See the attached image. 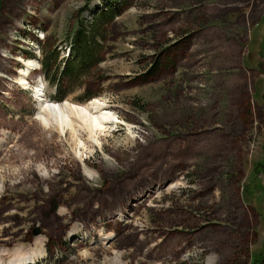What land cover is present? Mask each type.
<instances>
[{"label": "rangeland", "instance_id": "374dc122", "mask_svg": "<svg viewBox=\"0 0 264 264\" xmlns=\"http://www.w3.org/2000/svg\"><path fill=\"white\" fill-rule=\"evenodd\" d=\"M109 5L0 0V264H264V0H129L71 81L74 33ZM37 87L111 118L62 133Z\"/></svg>", "mask_w": 264, "mask_h": 264}, {"label": "trees", "instance_id": "16d2710c", "mask_svg": "<svg viewBox=\"0 0 264 264\" xmlns=\"http://www.w3.org/2000/svg\"><path fill=\"white\" fill-rule=\"evenodd\" d=\"M129 0H109V7L106 11L101 12L96 21L93 22L91 27H85L82 22L80 23V28L74 33L72 38V45L76 59L74 62L65 61L62 68L61 74L63 76L70 77L71 81H76L86 77L90 73V67L96 65L101 59L102 55V39H104V25L113 21L117 16H119L123 9L127 8ZM59 53L55 49L50 52V55L41 60V69L43 70V76H47V72L50 68L54 67L55 70L60 69L57 63L59 62ZM92 69V68H91ZM56 92L52 99L57 101H62L68 97V92L62 90V87L55 88ZM97 94L86 93L79 99L81 101H88L94 98ZM96 99V98H95ZM142 141V140H141ZM83 173V172H82ZM59 214V211H58ZM7 239L0 238V241H5ZM8 245V244H2Z\"/></svg>", "mask_w": 264, "mask_h": 264}, {"label": "bare ground", "instance_id": "6f19581e", "mask_svg": "<svg viewBox=\"0 0 264 264\" xmlns=\"http://www.w3.org/2000/svg\"><path fill=\"white\" fill-rule=\"evenodd\" d=\"M37 64H38V62H37ZM22 65L24 68L19 69L17 71V75L21 72L20 76L23 78L30 71L36 70L38 68V67L33 68V66H35V64H34L32 59L22 60ZM37 66H39V64ZM15 81H16V79H15ZM25 86H26V84H25ZM27 89L28 88H26V90ZM36 90H37V92H36ZM34 97L37 99V101L39 100L37 103L39 106H41V108H42L41 111L43 110L39 114L41 121L45 125H49L50 127H54L56 129H58L62 133H67L69 130L73 131L75 129L77 120H79L86 126L88 131L93 135L96 133V131L98 129H101L104 127L103 121L110 120V118H111V116L107 115V114L101 115L100 117H97L92 113L91 106H96L99 104L98 98L92 99L93 100V101L91 100L92 102L89 101L90 103L88 104V106L74 105V104L67 102V100H64L62 102L53 103V101H51V102H48L49 100L46 101L47 99L45 98V94H44L42 87H37L35 89ZM39 117H38V113H37V118L39 119ZM122 215H123V213L119 212V213H116L115 215H113L112 218H115V217L117 218V217H120ZM107 218H108V216L106 217V219ZM107 220H110V218H108ZM76 230H78V228L76 226H74L72 228V230L69 232V234L74 235L75 232H77ZM102 237H103V235L101 236L100 240L104 241L103 244L106 245L107 244L106 240H103ZM38 238L39 237H37L35 239H38ZM84 241H85V239L83 240V242ZM33 261H34L33 259H31L30 261L25 260V259L24 260H16V261L13 260V262L10 264H31V263L33 264Z\"/></svg>", "mask_w": 264, "mask_h": 264}, {"label": "flooded vegetation", "instance_id": "af4514ba", "mask_svg": "<svg viewBox=\"0 0 264 264\" xmlns=\"http://www.w3.org/2000/svg\"><path fill=\"white\" fill-rule=\"evenodd\" d=\"M3 127H4V126H3ZM8 150H9V149H8ZM119 212H121V211H119ZM119 212H117V213H119ZM18 223H20V222H18ZM33 229H34V228H32V231H33ZM34 232H35V231H34ZM7 236H10V235L6 234L5 239H10L11 236H10V237H7ZM29 236H30V235L25 236V239H24V240H25L26 242H32V238H33V237L28 238ZM110 238H111V236H103V237H102V239H103V240H106L107 242H108V240H110ZM33 240H34V239H33Z\"/></svg>", "mask_w": 264, "mask_h": 264}, {"label": "water", "instance_id": "95a60500", "mask_svg": "<svg viewBox=\"0 0 264 264\" xmlns=\"http://www.w3.org/2000/svg\"><path fill=\"white\" fill-rule=\"evenodd\" d=\"M34 233H35V235H37V234H39V231H38V230H36Z\"/></svg>", "mask_w": 264, "mask_h": 264}]
</instances>
